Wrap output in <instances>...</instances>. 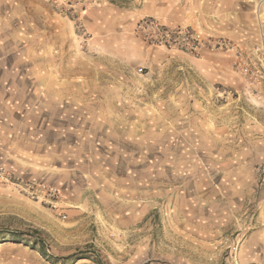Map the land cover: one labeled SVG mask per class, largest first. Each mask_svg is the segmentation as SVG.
Returning a JSON list of instances; mask_svg holds the SVG:
<instances>
[{"label":"rangeland","instance_id":"374dc122","mask_svg":"<svg viewBox=\"0 0 264 264\" xmlns=\"http://www.w3.org/2000/svg\"><path fill=\"white\" fill-rule=\"evenodd\" d=\"M251 263L264 0H0V264Z\"/></svg>","mask_w":264,"mask_h":264},{"label":"built area","instance_id":"2783aa9c","mask_svg":"<svg viewBox=\"0 0 264 264\" xmlns=\"http://www.w3.org/2000/svg\"><path fill=\"white\" fill-rule=\"evenodd\" d=\"M160 33H161V37H157L153 39L152 43H156V44H164V43L174 44L175 43V45H181L183 47H186L187 49L189 48L188 46H190L191 36L189 34V30H186V28H176L173 30L162 28V30H160ZM177 37L181 38L182 41L184 40V42H182L181 40L177 41L178 40L176 39ZM215 45H217L220 48H225L228 51L233 50L235 48V45L228 41L217 42ZM235 53H236V56L239 57L240 52L238 49L235 50ZM244 70L245 72H248L249 68L244 66ZM43 187H44L43 191L45 192V195H47L48 201L53 205V207L57 208L59 200H60V203L63 201V194H62L61 189L59 190L58 188L51 187V186L47 188L46 185H43ZM60 215L63 218L67 217L65 211L61 208V206H60ZM251 264H258V263H251Z\"/></svg>","mask_w":264,"mask_h":264},{"label":"crops","instance_id":"0c3cea01","mask_svg":"<svg viewBox=\"0 0 264 264\" xmlns=\"http://www.w3.org/2000/svg\"><path fill=\"white\" fill-rule=\"evenodd\" d=\"M154 16V15H153Z\"/></svg>","mask_w":264,"mask_h":264}]
</instances>
